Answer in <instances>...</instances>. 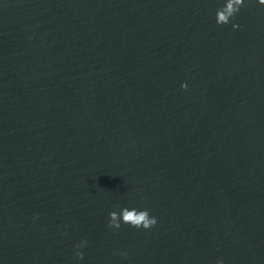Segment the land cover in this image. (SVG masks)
<instances>
[{"label": "water", "instance_id": "obj_1", "mask_svg": "<svg viewBox=\"0 0 264 264\" xmlns=\"http://www.w3.org/2000/svg\"><path fill=\"white\" fill-rule=\"evenodd\" d=\"M224 3L0 0V264H264V4Z\"/></svg>", "mask_w": 264, "mask_h": 264}, {"label": "clouds", "instance_id": "obj_2", "mask_svg": "<svg viewBox=\"0 0 264 264\" xmlns=\"http://www.w3.org/2000/svg\"><path fill=\"white\" fill-rule=\"evenodd\" d=\"M244 0H225L224 5L217 9L216 12V23L217 24H227L230 22V18L234 17L237 12H239L241 5H243ZM260 4H264V0H259ZM233 27H238V25L233 24ZM182 88H187V84L183 83ZM109 226L114 228H120L121 222L124 224H129L135 228L150 229L157 223V218L150 215V210L147 208L138 210L137 208L124 207L118 213L117 211H111L109 213ZM87 244V241H81L77 245V248L83 247ZM127 255V253H122ZM77 259H83V252L77 251L75 254ZM217 264H223V260H219Z\"/></svg>", "mask_w": 264, "mask_h": 264}]
</instances>
